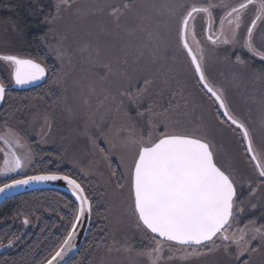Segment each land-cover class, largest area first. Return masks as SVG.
I'll use <instances>...</instances> for the list:
<instances>
[{
	"label": "rangeland",
	"instance_id": "1",
	"mask_svg": "<svg viewBox=\"0 0 264 264\" xmlns=\"http://www.w3.org/2000/svg\"><path fill=\"white\" fill-rule=\"evenodd\" d=\"M180 1L181 0H133V8L136 7V11L140 12L135 21V25L141 31L140 35L143 38L141 40V50L144 53L141 58L142 61L140 58L136 61L137 63H142L139 65L140 71L145 72V75H151V79L148 78L147 82H151L154 85H174V90L166 91L168 93L166 97L168 99H173L176 105L169 108V111L167 110L166 113L170 114L171 120L175 121V128L182 129L179 131L195 130L202 133L206 140L213 146L215 155L216 144L213 137L209 135L208 130L209 128H216L217 131L220 132V129L223 130L224 128L223 125H228L222 119L217 120L215 118L217 121L214 119V102H216L217 105L218 102L211 94L209 95L212 99L206 93L200 91L198 83L192 84L193 80L191 81L189 76L194 69L192 71V68L189 67L190 62L188 63V59L186 68L184 62L177 56H170V59H164L161 62H158L154 57L155 53L159 51H175V48L170 45L171 36L168 35V32L163 31L164 25L162 19L164 18V14L161 13V11L164 9L168 10V15L171 14L173 16L174 12L179 9ZM192 1L187 0L185 4H182L178 12L177 28L175 24V31L177 30V33L173 35L176 36V40L178 41V35H180V21L190 10L187 5L191 4ZM204 1L208 2V0H203V2ZM211 1L215 6L214 8H222L221 10H223V12L221 16L224 15L226 10L243 2V0H220L218 3H215V0ZM186 3L188 4L186 5ZM114 5L115 4H112L109 0H67V4L62 3L60 0L59 9L52 21V35L49 33L47 35V41L50 43L51 48L62 49L66 52L62 57H59L64 63L56 58L61 72L57 82L60 91V104L53 112L44 109L27 135L23 134V132L15 126L5 127L0 133L1 135H5L11 130V133L14 134L13 136H8L7 139L13 148V153L19 156L23 164V167L15 171L4 172L3 170L6 167L5 159L11 160L12 153L8 148L6 149L4 146L0 145V156L3 155V160L0 161V170L3 167L2 172H0L2 177L25 173V171L31 167L34 159L30 143H34V141L45 134L49 137L57 136L59 138V144L65 146L61 148V146L56 144L59 151L67 153V155L64 154L67 158L76 159L78 161V170H80L81 174L78 175L77 173H73L76 177L81 181H83V179L86 181L93 179L100 187V199L103 211L101 212V219L99 218L98 222L103 224L100 231L104 233L103 241L108 243L109 246V252L107 253L108 259L101 262L102 254L100 252H95L96 254L93 256L94 261L91 260L87 264H100V262L101 264L145 263L149 260L141 251L146 252L148 248L155 246L152 237H150L151 235L147 233L149 231L143 226H138V217L134 211L133 192L130 185V173L133 158L135 157V153L132 152L133 148H129L125 141H123L122 144V141H119L117 138V150L115 148L117 154H115V152H113V147H111L113 142L107 140L108 134L112 135L119 130V121L117 119H109L106 121L105 117L106 115H111L114 109H117V114H119L118 111L120 108L119 106L109 108L103 101H98L97 103L92 100L88 101L93 98V86L96 84L99 85L97 93L108 97V93L113 90L117 84L120 85L122 82H125L123 81L121 64H126L127 56H125L123 51H120V55L122 54L123 56L118 57L119 67L117 58L112 56L116 46L114 34L120 33L117 19L119 8ZM185 8L187 9L185 10ZM256 13L257 4H253L245 10L242 15L241 27L235 39L233 38L232 27L225 22L223 33H221L220 18L219 21H216L214 17V23L211 28H209V35L215 37L213 40H216V43L208 39L209 35L206 36L204 29L200 31V33L203 32L200 35V33H198V22L203 21V28L206 27L208 23L207 17L204 14H198L194 21H190V25L194 26V38L191 33L188 35V40L193 51L195 50L200 56L198 49H202L203 60L201 63L203 70L206 71V77L208 81L210 80L209 83L212 84L217 93L224 98L226 103L225 106L229 114L241 122L245 127V121L252 124L249 126L250 128H254L253 125H255V121L259 122V126L262 125L264 127V92H262L260 88L255 87L253 85L254 81H252H258L260 87H262L261 84H264V72H261L262 75H260L250 70L244 58L246 54L245 50L249 52L245 47L247 28L250 26ZM146 19L149 20L150 23L146 22ZM262 26L264 27V19L258 20L253 30L252 40L257 53H264V28H262ZM261 28L262 30L259 31ZM11 29L16 30V27L12 25ZM1 31L4 32L6 29L3 28ZM145 31H148V33H145ZM125 34H128L127 31H125ZM140 35L137 34L133 36V38ZM10 37L9 35L2 38L0 43L4 47L0 51L2 55L13 54L39 61L36 57L21 51L18 47L10 48ZM14 39L21 44L20 39H16L15 37ZM225 40L228 42L225 43ZM180 47L182 48L181 44L177 48L180 50ZM215 50L222 51L219 57L213 54ZM92 51L93 55H100V57L95 58L92 56ZM232 54L236 57L234 62H231L230 57ZM251 54L252 52H249L251 56L250 59L252 60L256 61V59L262 58V56L256 53H253V56ZM72 57L80 58L79 62L72 60ZM94 61L102 62L96 65V67L102 68L103 66V70L105 71L100 74L91 72ZM39 62L42 63L41 61ZM73 65H76L78 68L74 69ZM44 66L47 67L46 65ZM209 66L213 71L219 72V78L209 73ZM9 68L11 75V67L9 66ZM254 73L256 76H254ZM90 74H93V80L89 78V76L91 77ZM248 74H251V77L247 80ZM1 82L5 86H11L12 78L9 84H5L3 81ZM147 82L143 81V83ZM130 83L133 82L130 81ZM190 86L192 87L190 92L191 97L187 92ZM159 110L160 113H163L161 107ZM243 115L246 117H243ZM209 116L212 122L213 120L215 121L212 126H209ZM50 119L53 122V128L48 129ZM226 121L228 122L229 120ZM230 123L233 124L232 122ZM215 124L217 126L213 127ZM233 125L239 128L237 125ZM246 129L252 141V148L255 155L259 158V162L264 164V131L259 132V128H257L256 138H253L248 130V126ZM229 130L234 133L232 135H235V137L243 136L241 129L239 131L242 135L234 129ZM218 136L220 137L221 134L218 133ZM136 137H138L137 134ZM17 140L19 143L16 142ZM99 143L106 146L108 150V152L104 151V155H102L96 147ZM244 144L245 143L242 145L243 154L246 157V155L248 156V151ZM132 146L135 145L132 143ZM222 146L221 144V147ZM122 152L126 153V155H122ZM237 152V156L241 158L242 156L238 149ZM5 153L8 156H6ZM246 158L249 160V156ZM215 159L217 164L222 163V156H215ZM110 161H115L116 164H118L122 175L121 182L115 180L116 173L112 175L110 171L111 166L109 167V165H107ZM254 164L256 165L255 162ZM255 169L258 173H255L254 176L257 178V181H259V170L256 167ZM56 171L52 172L60 173ZM26 173H31V171L29 170ZM75 180L78 181L77 179ZM250 181L252 180H247L245 191L246 193L248 191L255 195V193L261 191V188L257 187L259 185L256 181L255 183ZM261 183L264 184V181ZM238 209H241V207ZM241 210L242 211H239L235 217L240 219L242 215H244L243 209ZM238 224L239 220L236 219L232 227L228 229L227 234L230 237L233 236V234L238 237L241 235L240 229H244V241H247V243L242 241L241 244L237 246L235 243H232L231 240L225 241L224 243L229 245L227 250L223 247L213 248L212 251L202 248L199 249L202 254L190 255L186 260H181L179 257L191 253L193 251L192 248L186 251L180 248L179 251H177L176 247H173L172 252L169 253L166 246L164 249L165 259L159 262V264H241L240 262L242 261H238L239 259L247 261L246 263L243 262L244 264H264V236L254 231V229L257 228L264 230V211L253 212L245 224L241 226ZM216 243L220 245L221 241L217 239ZM8 244H4L0 250L6 249ZM208 247H212V245L209 244ZM244 248H247V251H243ZM169 255L176 258L169 261L167 259ZM246 257L252 260H248Z\"/></svg>",
	"mask_w": 264,
	"mask_h": 264
},
{
	"label": "trees",
	"instance_id": "2",
	"mask_svg": "<svg viewBox=\"0 0 264 264\" xmlns=\"http://www.w3.org/2000/svg\"><path fill=\"white\" fill-rule=\"evenodd\" d=\"M109 1L119 8L117 19L120 33L114 34L116 46L112 56L117 58L118 66V57L123 56L122 54L120 55V51H123L125 56H127L126 64H121V67L126 70V75L128 71L127 81L129 83L130 81L147 82L148 78L151 79V75H145V72L140 71L139 65L134 63L132 58V56H136L135 54L132 55V51L136 50V38H133V36L137 34L140 35L141 32L135 25V21L140 12L136 11V7L133 8V0ZM186 1L187 0H181L179 6L185 4ZM219 1L220 0H215V3H218ZM59 2L60 0H0V43L3 37L10 35V48L18 47L21 51L36 57L47 66V76L41 85L28 89L17 90L8 88L6 90L3 102L0 106V129L4 126H15L20 129L23 134L27 135L44 109L53 112L60 104V91L57 82L61 72L56 58L61 60L59 57H61L64 51L62 49L51 48L50 43L47 41L48 33L52 35V21L58 10L57 5H59ZM209 3L214 5L211 0H208V2L197 0L192 1L189 5L186 3V5L191 8L193 5L199 7L201 5L207 6ZM186 9L187 8H185V10ZM221 9L222 8L217 9L214 7L211 9L216 21H219L223 12ZM179 10L180 8L174 12L173 16L171 14L168 15V10L164 9L161 11V13L164 14V18L162 19L164 25L163 31L168 32V35L173 34V32L174 34L177 33V30L175 31V24L177 28ZM146 22L150 23L149 20ZM12 25L16 27V30L11 29ZM3 28L6 29V31L2 32L1 29L3 30ZM262 28L264 27L262 26ZM262 28L259 31H261ZM202 29L205 31V27L203 28V21H199L198 33H200ZM125 31H127L128 34H125ZM145 33H148V31H145ZM14 37L20 39L21 44H19ZM122 37L128 38L129 43H123ZM131 45H133V47H131ZM3 48L2 44H0V51ZM245 52L247 55L245 54L244 58L246 59L245 63L247 67L256 74L259 73L262 75L261 72H264V59H256V61L252 60L250 59L251 56L249 55V52L247 50H245ZM221 53L222 51L220 50H215L213 52L217 57H219V54ZM0 55L2 54L0 53ZM230 58L231 62H234L236 59L234 54H232ZM208 68L210 74L219 78V72L213 71L210 66ZM255 73L254 76H256ZM189 77L191 81L193 80L192 84L198 83L194 71L190 73ZM250 77L251 74H248L247 80ZM0 79L5 84L11 83L10 68L7 62L4 61H0ZM252 81H254L253 85L255 87L260 88V90L264 92V84H261L262 87H260L258 81ZM198 86L200 91H203L212 99L207 90H205L200 83H198ZM214 103V119H222L228 125H223V130L219 128L220 132H218L216 128H209L208 133L213 137L216 144L215 156H222V163L218 164V166H220L222 170H225L226 173L231 174L234 181L236 187V206L237 208L241 207L244 211V215H242L240 219L235 217V220H239L238 225L241 226L249 220L253 212L264 211V184L261 183L264 181V178L259 177V181H257V178L254 176V174L258 172L255 169V164L249 154V160L246 158L248 156L246 155L245 157L243 154L242 145L245 143L243 136L235 137V135H232L234 133L229 130L234 129L239 133L240 128H237L229 121L227 122V119L222 115L219 106L216 102ZM243 117L246 116L243 115ZM208 121L209 126H212L214 124L213 122H215L214 120L212 122L210 116ZM244 124L246 127L248 126V130L253 138H256L257 128H259V132L264 131V127L262 125L259 126V122L257 121H255V125H253L254 128H250L249 126L252 124L247 123L246 121ZM216 126L217 125L215 124L213 127ZM218 133L221 134L220 137L218 136ZM240 135H242L241 132ZM221 144L223 145L222 147ZM32 148L34 150V167L36 168V173L57 170L56 172H62L69 176H73L81 183V180L78 177L63 168L57 169L59 167H55L54 165L45 168L44 164L40 161L43 155L42 147L34 142ZM237 149L240 151L241 158L237 156ZM60 153L61 151H59L57 147L56 149H51V155L54 159H58L61 156ZM62 158L64 159V155ZM107 165H109V167L111 166L110 171L112 175L113 173H116L115 180L121 182L122 175L118 164H116L115 161H110ZM249 179L252 180L250 182L253 183L256 181L259 185L257 187L261 188V191L255 193V195L248 191L246 193L245 191V185ZM81 185L91 201V223L82 247L67 264H87L91 260L94 261L93 256L96 254L95 252H100L102 254L101 262L108 259L107 253L109 252V246L108 243L103 241L104 233L100 231L103 224L98 222L99 218L101 219L100 216H102L101 212L103 211L100 199V187L93 179H89L86 182V185L83 182ZM75 213L76 203L74 199L69 194L55 189H42L25 192L4 201L0 204V245L4 242H9V240L11 241V239L15 240L17 237L21 238L13 248L12 245L6 251L0 252V264L44 263L55 252L65 238V235L73 222ZM24 218L26 221L29 220L30 226L33 227L29 229V231L22 233L23 230L21 226L22 223L25 222L23 220ZM8 220L11 221L10 225L13 223L16 224V226L11 228L12 231L2 226L3 222L7 224Z\"/></svg>",
	"mask_w": 264,
	"mask_h": 264
},
{
	"label": "snow or ice",
	"instance_id": "3",
	"mask_svg": "<svg viewBox=\"0 0 264 264\" xmlns=\"http://www.w3.org/2000/svg\"><path fill=\"white\" fill-rule=\"evenodd\" d=\"M67 4V0H61ZM257 4V15L247 28V39L245 47L250 52H255L252 36L258 20L264 19V0H243L238 6L226 10L220 17L221 33L225 22L233 29V38L238 34L241 27L242 15L245 10ZM215 7L211 3L207 6H191L190 10L180 21V36L183 46L187 49L191 62L195 66L199 79L204 82V87L220 101L221 107H225L221 96L213 90L206 82L201 61L203 51L199 58L189 46L187 37L191 33L194 38V31L190 21L196 19V15L204 14L207 17L209 28L214 23L211 9ZM59 9V5H57ZM209 40H213L210 35ZM225 43L228 41L225 40ZM198 43V42H197ZM216 43V40H213ZM264 58V53H257ZM0 61L7 62L12 69V79L18 85L26 84L41 79L45 75V69L41 64L32 59L22 58L13 54L0 55ZM6 92L5 85L0 83V100L4 99ZM225 115H228L227 110ZM233 124L237 121L231 116L228 117ZM151 123V122H150ZM163 123V122H161ZM244 128L243 124L239 125ZM149 131L147 137L143 135L139 139H132L136 146V153L131 168V185L134 193V211L138 217V226H143L152 235L154 247H150L144 253L147 255L150 264H159L165 259L164 249L167 246L169 253L173 247L179 251L180 248H192L191 253L180 256L179 259L186 260L190 255L202 254L199 249L206 248L212 251L213 248L223 247L228 249L229 245L224 243L231 240L237 246L244 241V229H240L238 237L227 234L235 222V216L241 209L236 206V187L231 174L226 173L218 166L213 146L206 140L205 136L198 131H177L174 125L163 124V131ZM11 130L5 135H0V140L9 143L6 138L13 136ZM244 137L248 140V152H253L252 141L249 138L247 129L244 130ZM19 143V141H16ZM11 160L5 159L4 172H12L23 167L21 159L14 153ZM257 161L255 167L259 169L260 177H264V164L259 162L256 155L251 157ZM63 179L72 187L80 202L79 213L76 221L79 222L86 210H90L88 197L84 195V189L75 179L70 176L38 175L24 179H13L11 183L0 187V192L14 188L19 185H27L32 181H55ZM27 221H25L26 223ZM76 224H73L75 229ZM247 227V226H245ZM260 232V229H254ZM74 232L68 233V238L63 244L71 247V238ZM264 236V233H261ZM159 237L160 239H157ZM221 241L217 245L216 240ZM247 243V241H244ZM211 244L212 247H208ZM178 246V247H177ZM65 251L62 246L54 256L47 262L53 264ZM243 251H247L244 248ZM176 257L169 255L167 259L173 260Z\"/></svg>",
	"mask_w": 264,
	"mask_h": 264
},
{
	"label": "flooded vegetation",
	"instance_id": "4",
	"mask_svg": "<svg viewBox=\"0 0 264 264\" xmlns=\"http://www.w3.org/2000/svg\"><path fill=\"white\" fill-rule=\"evenodd\" d=\"M238 5L239 4H237L236 6H238ZM181 7H182V5L179 6V8H181ZM256 15H257V13L254 15L253 19L256 17ZM250 25H251V23H250ZM205 32H206V27H205ZM208 32H209V30H208ZM173 35H175V34L169 35V36H171L170 37V39H171L170 45H172L175 48V51L164 50V51L156 52L154 55L155 59L158 62H161L164 59H170V56H172V57L177 56L180 60H182L184 62V65L186 68H187V59H188V63L190 62L189 67L194 69V74L197 78V81H198V83L201 84V82H200V80L196 74L195 68L191 62V58L189 57V55L187 53V49H185L183 46V41L181 39V36L178 35L179 36V41H178V40H176V36H173ZM206 36H208V35L206 34ZM213 38H215V37H213ZM142 39L143 38L141 35L136 37V41H135L136 50L132 51V55L133 54L136 55V56H132L133 61H134V63H136L138 65H140V63H137L136 60L139 58L141 60L142 56L144 55V53L141 50V40ZM122 40H123V43H129L128 38L122 37ZM187 41H188L189 46L191 47L190 42L188 40V37H187ZM180 44H181L182 48L180 47L181 49L179 50L177 47L180 46ZM131 47H133V45H131ZM64 53H66V52H64ZM194 53H196L195 50H194ZM253 53L257 54L256 51L252 52V54H251L252 56H253ZM62 55H61V57H62ZM72 55H73V53H72ZM91 55L94 56L93 51H92ZM196 55L199 58L198 53H196ZM99 57H100V55L97 56L95 54V58H99ZM79 59L80 58H78V57H75V58L72 57V60H74L76 62H79ZM258 59H260V58H258ZM62 63H64V62L62 61ZM99 63H102V62L94 61L93 68L91 69V72L100 74L103 71H105V70H103L104 69L103 66H102V68L96 67V65H99ZM73 66H74L73 67L74 69L78 68L76 65H73ZM201 66H202V63H201ZM121 69H122V73H123V81H125V82H122V84H120V85L117 84L114 87V89L108 93V97L97 93V91L99 90L98 89L99 85L96 84L95 86H93V91H94V93L92 95L93 98L89 99L88 101L92 100L95 103H97L98 101L99 102L103 101L105 103V105L109 108H112L113 106L114 107L119 106V108H120L118 111L119 114H117V109H114L113 112L111 113V115H106V117H105L106 121L109 119H117L119 121V130L116 133H114L112 135H110V134L107 135L105 133L107 135V140L113 142V144L115 145L114 146L113 144L109 143V144H111V147H113V152H115V148L117 150V144L118 143H116V140L118 138L119 141H122V144H123V141H125L126 144L129 146V148H133L132 152L136 153V146H132V142H131L132 139H138L142 135L144 137H147L149 131H153L154 126L158 125V127L155 128V131L159 132V131L164 130V128H163L164 123H168L170 125L175 124V121L171 120L170 114L166 113L167 110L169 111V108L176 105V103L173 99H168L166 97V94H168L166 91L174 90V85L173 84H167V85L166 84H156V85H154L151 82L129 83L127 81L126 70L123 69L122 67H121ZM203 71H204L205 78H206L207 82L209 83V81L206 77L205 70H203ZM90 75H91V77L89 76V78L91 80H93V78H92L93 74H90ZM201 86H202V84H201ZM191 89H192V87L190 86L189 89L187 90L188 95L190 97H191V95H190ZM134 94H135V96H134ZM99 95H100V97H99ZM160 107H161V109H163L162 110L163 113H160V110H159ZM51 122H52V120L50 119L49 124H48L49 125L48 129L53 128V122H52V125H51ZM161 122H163V123H161ZM5 127L6 126H4L0 129V133L5 129ZM175 130L179 131L182 129L175 128ZM136 134L138 137H136ZM34 142L38 146L42 147L41 149H42L43 155H42V159L40 161L42 164H44L45 168L49 167L50 165H54L55 167H59L57 169L63 168L72 174L73 173H77L78 175L81 174L80 170H78L79 169L78 168V166H79L78 161L76 159L67 158L64 155V154L67 155V153H64V151H61V153H60L61 156L58 159L57 158L54 159V157L51 155V149L52 148L56 149V144L61 146V148L64 146V145L62 146L61 144H59V138L57 136L49 137V136L44 134L43 136H41L40 138H38V140H36ZM32 144H34V143H30L31 149H32V155L34 157V150L32 148ZM0 145L4 146L6 149L8 148L10 150V152L13 153V148L11 147V145L9 143H5L4 140H0ZM96 147L102 155H104V151L108 152L106 146H103L101 143L97 144ZM115 154H117V153L115 152ZM63 155H64V159L62 158ZM122 155H126V153L122 152ZM6 156H8V155L6 154ZM2 157H3V155L0 156V161L3 160ZM34 165H35V158L33 159V163L31 164V167L27 170V171L30 170L31 173H26L27 171H25V173H23V174L19 173V174L11 175L8 177H2L0 175V185L11 180V179H15V178L25 176V175H30L32 173H36L35 172L36 168L34 167ZM2 169H3V167H2ZM2 169L0 170V172H2ZM60 173H62V172H60ZM71 177H73V176H71ZM82 182L85 183V185H86L87 181L83 179V181H81V183ZM23 220L26 221L25 218ZM27 221L28 222H26V223L25 222L22 223V226H21L22 230H23L22 233L29 231V229H31L33 227V226H30L29 220H27ZM10 223H11V221L8 220L7 224H5L3 222L2 226L8 230H11V228L16 226V224L13 223L10 225ZM147 233L151 235L150 237H152L153 234H151L150 231ZM260 233H264V230H260L259 234ZM20 238L21 237H17L15 240L11 239V241L9 240V242L7 241V242L2 243L0 245V249L4 244H8V243L12 242L11 244H8V247L6 249L0 250V252L6 251L12 245H13L12 246V248H13ZM157 239H160V238L157 237ZM189 249H191V248H188L187 250H189ZM141 252L143 255H145L144 251H141ZM3 256H5V255H3ZM145 256L147 257V255H145ZM246 258L248 259V257H246ZM248 260H252V259L250 258ZM238 261H242V262H240L241 264L243 262L244 263L247 262V261H244V259H241V260L239 259ZM142 263L143 262H138V264H142ZM143 264H150V261L145 262Z\"/></svg>",
	"mask_w": 264,
	"mask_h": 264
},
{
	"label": "water",
	"instance_id": "5",
	"mask_svg": "<svg viewBox=\"0 0 264 264\" xmlns=\"http://www.w3.org/2000/svg\"><path fill=\"white\" fill-rule=\"evenodd\" d=\"M208 27H209V24L207 23V27H206L207 35H208ZM22 58L32 59L29 57H22ZM32 60H34V59H32ZM34 61H36V60H34ZM36 62L41 64V66L44 67V69H45V75L41 79L26 83V84H21V85L16 84L14 82V80L12 79L11 86H5V88L6 89H8V88L28 89V88H32V87L40 85L46 78L47 70H46V67L42 63H40L39 61H36ZM194 68H195V66H194ZM196 74L199 78V74L198 73H196ZM11 78H12V69H11ZM200 82H201L202 86L204 87V82H202L201 80H200ZM206 82H207V80H206ZM0 83H2V82L0 81ZM208 85L210 87H212L209 83H208ZM204 88L207 90L206 87H204ZM213 90L216 91L214 88H213ZM207 92L212 95V93H210L208 90H207ZM212 97L215 98V100L218 102V105H219L223 115L227 118V120L232 122L228 118L229 116H231V114H229L226 106L221 107L220 101L217 100L215 96L212 95ZM221 99L223 100L222 97H221ZM2 102H3V100H0V106H1ZM223 103L225 105L224 100H223ZM226 110H227L228 115H225ZM231 117L233 119H235L233 116H231ZM236 121H237V123L235 125H237L242 130V133H244V130L246 129V127L244 126V128H241L239 126L241 124V122H239L238 120H236ZM244 139H245V144H246V148H247L248 147V140L245 137H244ZM248 153L251 157L253 155H255L254 150H253V152H248ZM16 156H18V155H16ZM254 162L257 163V161H254ZM51 174H55V175L61 176V177L62 176H69V175H66L63 173L45 172V173H36V174L25 175V176H21V177L15 178V179H24V178L30 177V176L51 175ZM72 179H74V178H72ZM12 180H9V181L1 184L0 187H2L4 184L11 183ZM77 183H79V182L77 181ZM42 189H56V190L63 191L65 193L69 194L74 199L76 206H77L75 217H74L73 222H72L70 229L68 231V233L74 232V235L72 236L71 241H70L71 247H68V246L63 244L64 240L68 238V233H67L66 237L63 239V241L61 242L59 247L55 250V252L44 263H42V264H47V262L52 258V256H54L57 251H60L62 246H63L65 249V251L63 252V255L61 257H58L57 260L53 262V264H66L67 262H69L74 257V255L78 252L79 248L81 247V245H82V243L86 237V234L88 232V229L90 226V220H91V204H90V210H86L84 212V214H83V216H81V219L79 222L76 221V216L79 213L80 202L77 199L76 194L73 192L72 187L67 183V181H65L63 179H58L55 181H32L27 185H19V186H16L14 188L6 189L4 192H0V204L3 203L4 201L8 200L9 198L17 196L19 194H22L25 192H30V191L42 190ZM132 192H133V189H132ZM84 195H86L85 191H84ZM133 200H134V193H133ZM88 201H89V199H88ZM89 203H90V201H89ZM73 224H76L75 229H73Z\"/></svg>",
	"mask_w": 264,
	"mask_h": 264
},
{
	"label": "bare ground",
	"instance_id": "6",
	"mask_svg": "<svg viewBox=\"0 0 264 264\" xmlns=\"http://www.w3.org/2000/svg\"><path fill=\"white\" fill-rule=\"evenodd\" d=\"M133 160H134V158H133ZM130 179H131V173H130ZM130 185H131V182H130ZM131 189H132V185H131Z\"/></svg>",
	"mask_w": 264,
	"mask_h": 264
}]
</instances>
